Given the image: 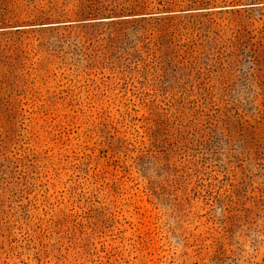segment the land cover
Wrapping results in <instances>:
<instances>
[{
    "label": "rangeland",
    "instance_id": "1",
    "mask_svg": "<svg viewBox=\"0 0 264 264\" xmlns=\"http://www.w3.org/2000/svg\"><path fill=\"white\" fill-rule=\"evenodd\" d=\"M0 264H264V0H0Z\"/></svg>",
    "mask_w": 264,
    "mask_h": 264
}]
</instances>
